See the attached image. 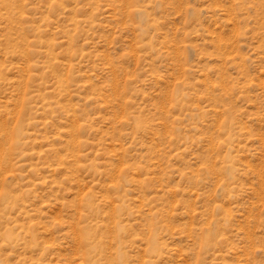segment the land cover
Returning a JSON list of instances; mask_svg holds the SVG:
<instances>
[{
    "label": "rangeland",
    "instance_id": "374dc122",
    "mask_svg": "<svg viewBox=\"0 0 264 264\" xmlns=\"http://www.w3.org/2000/svg\"><path fill=\"white\" fill-rule=\"evenodd\" d=\"M0 264H264V0H0Z\"/></svg>",
    "mask_w": 264,
    "mask_h": 264
},
{
    "label": "bare ground",
    "instance_id": "6f19581e",
    "mask_svg": "<svg viewBox=\"0 0 264 264\" xmlns=\"http://www.w3.org/2000/svg\"><path fill=\"white\" fill-rule=\"evenodd\" d=\"M10 236V235H9Z\"/></svg>",
    "mask_w": 264,
    "mask_h": 264
}]
</instances>
